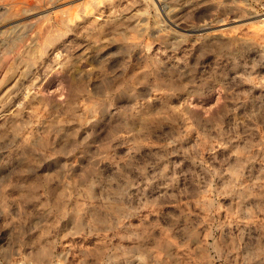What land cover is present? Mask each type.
<instances>
[{
  "label": "rangeland",
  "instance_id": "rangeland-1",
  "mask_svg": "<svg viewBox=\"0 0 264 264\" xmlns=\"http://www.w3.org/2000/svg\"><path fill=\"white\" fill-rule=\"evenodd\" d=\"M27 3L0 22V264H264V0Z\"/></svg>",
  "mask_w": 264,
  "mask_h": 264
},
{
  "label": "bare ground",
  "instance_id": "bare-ground-1",
  "mask_svg": "<svg viewBox=\"0 0 264 264\" xmlns=\"http://www.w3.org/2000/svg\"><path fill=\"white\" fill-rule=\"evenodd\" d=\"M34 10L35 9L30 5V3H27L26 5L19 7V8L9 9V0H0V22L3 21V22H5L4 24L9 25L13 22V20H12L13 16H17V15L23 14V13H29L30 11L33 12ZM35 13L36 12H34L33 14H35ZM174 22H175V20H174ZM174 22H173V24H174ZM175 24H177V23H175ZM178 25H179V23H178ZM7 29H8L7 26L4 28H2V26H0V32L7 30Z\"/></svg>",
  "mask_w": 264,
  "mask_h": 264
}]
</instances>
